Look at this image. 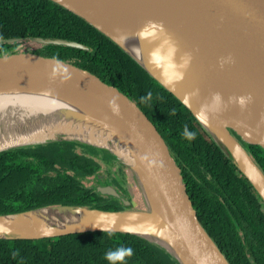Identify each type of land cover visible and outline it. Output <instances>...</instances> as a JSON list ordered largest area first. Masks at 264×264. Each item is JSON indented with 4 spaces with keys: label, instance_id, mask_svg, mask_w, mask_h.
<instances>
[{
    "label": "water",
    "instance_id": "water-1",
    "mask_svg": "<svg viewBox=\"0 0 264 264\" xmlns=\"http://www.w3.org/2000/svg\"><path fill=\"white\" fill-rule=\"evenodd\" d=\"M84 19L129 54L162 87L172 93L198 120L222 148L239 171L249 180L264 200V172L243 143L264 148V0H50ZM86 1L98 7L123 11L125 18L135 21L137 33L148 49L187 74L181 86L163 81L148 66L131 54L118 40L99 27L91 15L78 7ZM4 43L66 46L81 50L89 48L76 41L53 38L5 39ZM56 59V58H55ZM54 57L24 51L0 57V91L35 89L65 97L81 108L80 116L96 120L100 127L133 161L123 163L109 146L68 138L60 134L44 142L10 147L1 152L56 142H72L110 152L121 164L129 166L138 181L139 198L146 209L133 208V201L120 194L116 187L102 184L97 191L115 197L125 209L104 211L84 206H48L30 211L0 215V239L41 240L87 232H113L139 236L160 247L179 264H231L216 241L198 218L188 195L180 167L157 127L141 108L118 88L108 85L91 72L70 62L57 59L67 68L71 79L53 77ZM223 66H221V62ZM186 65V66H185ZM215 85L232 97H252L241 110L232 102V113L196 101L188 94L207 99V86ZM118 97L120 115H113L108 101ZM222 105L229 104L223 94ZM208 111L199 118L202 106ZM239 114V115H238ZM74 116V114H70ZM241 115V116H240ZM77 117V116H76ZM134 125V128L132 127ZM240 137V140L236 137ZM243 142V143H242ZM155 158L162 167L149 170L140 157ZM102 182L103 178L100 177ZM146 188V189H145ZM147 190V191H146ZM152 205L148 204L145 193ZM50 208L83 209L90 215L86 229H69L59 233L32 234L24 216Z\"/></svg>",
    "mask_w": 264,
    "mask_h": 264
},
{
    "label": "trees",
    "instance_id": "trees-1",
    "mask_svg": "<svg viewBox=\"0 0 264 264\" xmlns=\"http://www.w3.org/2000/svg\"><path fill=\"white\" fill-rule=\"evenodd\" d=\"M36 37L86 45L87 51L38 45L29 52L70 62L133 100L168 144L199 220L229 262L264 264V211L260 197L172 93L110 38L71 11L50 0H0V57L23 52L19 49L22 43L2 40ZM149 91L153 94L152 100L141 103ZM173 109L175 115L171 114ZM185 125L197 134L194 141L182 139ZM243 145L264 172V148ZM119 164L108 151L72 142L1 152L0 215L58 205L123 210L121 200L102 195L97 186L89 185L91 180L98 185L107 184L102 182L103 176L122 196L130 199L129 191L111 176L112 169ZM118 247L134 250L125 264H179L166 251L139 236L113 232H87L41 240L0 239V264H108L105 253Z\"/></svg>",
    "mask_w": 264,
    "mask_h": 264
},
{
    "label": "bare ground",
    "instance_id": "bare-ground-1",
    "mask_svg": "<svg viewBox=\"0 0 264 264\" xmlns=\"http://www.w3.org/2000/svg\"><path fill=\"white\" fill-rule=\"evenodd\" d=\"M86 10L97 25L115 37L131 54L163 81H174L179 73H187L168 62L163 56H156L144 46L140 35L137 33L135 21L125 18L123 11L109 7H98L86 1H81L78 7ZM204 83V81H202ZM179 88L181 81L175 83ZM207 86L205 101L199 96L193 99L222 110L236 112L232 102L217 106L213 95L230 99L229 95L220 91L215 85ZM81 108L77 103L60 95L39 91L35 89H6L0 91V151L20 145H30L55 138L60 134L68 138H78L86 142L109 146L119 155L126 164L133 166L132 159L117 147L116 142L99 126L100 124L90 118L80 116ZM70 114H74L71 116ZM239 115V114H238ZM77 116V117H76ZM241 116V115H240ZM146 189V188H145ZM147 191V190H146ZM148 204L152 205L148 192L145 193ZM25 222L30 227L32 234L59 233L69 229H86L90 225V215L83 209L74 210L66 208H50L36 211L24 216Z\"/></svg>",
    "mask_w": 264,
    "mask_h": 264
},
{
    "label": "clouds",
    "instance_id": "clouds-1",
    "mask_svg": "<svg viewBox=\"0 0 264 264\" xmlns=\"http://www.w3.org/2000/svg\"><path fill=\"white\" fill-rule=\"evenodd\" d=\"M53 63V77L57 74L61 73H67V75H63L64 80L71 79V75L67 68H63L61 66V62L54 58L52 61ZM223 61L221 62V66H223ZM186 66V65H185ZM183 73L177 74L174 81H167V83L172 84V86H175V83H179L183 80ZM199 94V91L196 90L190 94H188L190 97L197 96ZM153 98V94L151 91L147 92L144 97L141 98V103H148ZM213 100L216 102L217 106L219 105L221 101V96L219 93H216L213 95ZM252 97H232L229 99V102H235L237 105L243 110L246 108L248 103H251ZM109 109L112 111L113 115L119 116L120 115V109L118 105V97L114 96L112 99L108 101ZM209 109L208 107L202 106L201 114L199 116L200 119L204 120L205 116L203 115L205 112H207ZM213 111H218L219 108L216 107L212 109ZM172 115H175V109L172 110ZM134 128V125L132 126ZM196 133L194 131L189 130L188 126L185 125L183 128V131L181 133V137L184 140H187L189 142L194 141L196 139ZM141 162H146V166L149 170H151L153 167H162V164H158L157 160L153 157L150 158L148 155H143L140 157ZM134 255V250L131 247H118L114 250H109L105 253L104 259L108 262V264H125V261L129 258H131Z\"/></svg>",
    "mask_w": 264,
    "mask_h": 264
},
{
    "label": "rangeland",
    "instance_id": "rangeland-1",
    "mask_svg": "<svg viewBox=\"0 0 264 264\" xmlns=\"http://www.w3.org/2000/svg\"><path fill=\"white\" fill-rule=\"evenodd\" d=\"M37 46L38 45H35L33 43L24 42V43H22V45L20 46L19 49L24 52V51H30L32 49H35ZM123 163H125V162H123ZM123 163L122 164L120 163L119 165H117L116 167H114L112 169L111 176L116 178L121 183L124 190L129 191V193L131 195V198L129 200L133 201V208L134 209H137V210L146 209V207H144L143 203L141 202V200L139 198L138 188L141 190V187L138 184V181L136 180L134 175L132 174L129 166L126 164H123ZM103 180L108 185H111V183L107 179H105L104 177H103ZM89 185L99 186L95 180H93V181L91 180V183ZM260 200L263 203V211H264V200L261 197H260Z\"/></svg>",
    "mask_w": 264,
    "mask_h": 264
}]
</instances>
